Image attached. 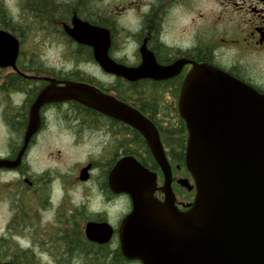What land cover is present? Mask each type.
<instances>
[{
    "label": "flooded vegetation",
    "instance_id": "flooded-vegetation-1",
    "mask_svg": "<svg viewBox=\"0 0 264 264\" xmlns=\"http://www.w3.org/2000/svg\"><path fill=\"white\" fill-rule=\"evenodd\" d=\"M79 2L69 18L0 24L19 41L15 66H0V137L8 141L0 158H16L28 138L20 164L0 168V174L16 178L13 184L0 181V199L5 195L21 206L25 232L20 239L14 233L0 237L2 263L142 264L122 253L119 230L132 209L122 188L125 179L135 177L128 169L124 176L118 167L123 161L140 163L156 174L158 187L164 182L162 169L132 122L74 99L75 83L90 86L111 111L121 114L125 105L129 114L140 112L155 127L172 170L175 204L183 211L196 194L181 182L194 183L185 162L188 129L179 107L187 74L205 63L264 93V0H144L137 24H121L103 0L99 7L91 3L99 21H90L80 14L87 0ZM133 3L121 4L123 12ZM74 14L109 30L108 55L124 67H139L142 49L160 66L184 63L163 79L130 80L110 73L92 46L67 33ZM178 24H186L181 37ZM35 37L37 49L26 47ZM53 48L57 58L50 56ZM41 95L45 100L33 110ZM154 195L164 200L160 189Z\"/></svg>",
    "mask_w": 264,
    "mask_h": 264
},
{
    "label": "water",
    "instance_id": "water-1",
    "mask_svg": "<svg viewBox=\"0 0 264 264\" xmlns=\"http://www.w3.org/2000/svg\"><path fill=\"white\" fill-rule=\"evenodd\" d=\"M71 23L67 33L92 46L96 60L110 73L130 80L163 79L178 73L184 63L163 67L152 52L142 49L143 63L124 67L108 55V29L76 14ZM18 53V39L0 28V66H15ZM71 96L132 122L163 172L158 187L156 174L140 163L123 161L118 167L124 176L128 169L135 177L125 179L122 188L132 201L119 230L124 256L142 264H264V93L205 63L195 64L187 74L179 107L188 129L185 162L194 183L188 178L181 182L196 194L184 211L175 204L172 170L148 119L137 111L129 114L125 105L121 114L111 111L86 84L75 83ZM44 100L41 95L33 110ZM27 143L28 138L16 158H0V168L18 166ZM156 189L164 193L163 201L154 195ZM91 230L90 225L88 233Z\"/></svg>",
    "mask_w": 264,
    "mask_h": 264
},
{
    "label": "rangeland",
    "instance_id": "rangeland-1",
    "mask_svg": "<svg viewBox=\"0 0 264 264\" xmlns=\"http://www.w3.org/2000/svg\"><path fill=\"white\" fill-rule=\"evenodd\" d=\"M28 0H3L4 4L7 6V8L9 9L10 13L12 14V16L16 19V22L20 23V24H27L31 21H28V19L26 21H24V19L27 18V12H30L29 8L26 6V2ZM102 0H92V4L94 6H100ZM105 1V2H104ZM130 0H103V4H105L106 9H108V13L110 12V10H116L117 14L116 17L117 19H119V21L121 22V24H137V16L141 13L142 11V5H143V1L144 0H131L134 3L131 5V7H127L129 8L127 10V12H123L124 9H122V5L124 6L127 5V2H129ZM53 4H68L71 7L77 8L78 4L80 3L79 0H52ZM34 4L38 7L39 6V2L37 3V1L34 2ZM81 6V3L79 4ZM119 6V7H117ZM137 6V7H136ZM41 7V6H40ZM85 10H87V8H83ZM81 12L80 14L84 15V12ZM35 23V22H34ZM180 25V24H178ZM186 24H182L180 25L178 31H176V27L174 30L176 31L177 35L179 37H181L183 35V30ZM189 27V25L187 26V28ZM183 28V30H182ZM40 41L38 39H36V37L34 38V40L29 41L28 44H26V47L28 48H36L39 46ZM50 52V56L52 58H57V52L56 49L53 48V50L49 51ZM80 66V65H79ZM82 68H86L87 64H81ZM91 69L92 72H97V70H95L94 68H88ZM8 141L7 139H5L4 136L0 137V151H5L6 149V145H7ZM16 180V178L13 176V174H8L6 172H2L0 174V181L3 183H12L13 181ZM13 190L10 189V193ZM4 197H1L0 199V237L6 238V236H8L11 233H14L19 239L21 234L25 233L24 229L20 227V215L23 213L21 210V206H19V204L16 201H11L9 200L7 197L3 195ZM14 209V210H13ZM12 218V221L10 222ZM10 222V227H8V224ZM9 230H12L11 232ZM23 242L25 243V239L22 238L20 243ZM9 243V242H8ZM8 250L10 249V245L8 244V246L6 247Z\"/></svg>",
    "mask_w": 264,
    "mask_h": 264
},
{
    "label": "trees",
    "instance_id": "trees-1",
    "mask_svg": "<svg viewBox=\"0 0 264 264\" xmlns=\"http://www.w3.org/2000/svg\"><path fill=\"white\" fill-rule=\"evenodd\" d=\"M35 1H37V3L39 2L38 7L34 4ZM91 3L92 0H87V10L83 12L90 21L98 23V12ZM26 6L30 9V12H27V18L24 19V21H26L27 19L28 21H31L27 24H37L39 21H55L56 19L69 18L71 15V10H73V7L68 4H53L52 0H28L26 2ZM0 24L5 26L6 24H20L16 22V19L12 16L9 9L4 4L3 0H0ZM7 26L13 29L12 26ZM169 143L173 145L172 137H169Z\"/></svg>",
    "mask_w": 264,
    "mask_h": 264
}]
</instances>
